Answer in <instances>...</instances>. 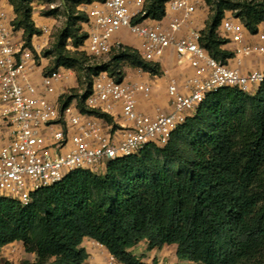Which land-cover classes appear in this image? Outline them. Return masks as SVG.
I'll return each mask as SVG.
<instances>
[{"label": "trees", "instance_id": "1", "mask_svg": "<svg viewBox=\"0 0 264 264\" xmlns=\"http://www.w3.org/2000/svg\"><path fill=\"white\" fill-rule=\"evenodd\" d=\"M92 1L71 0L63 27L42 56L51 59L45 72L60 67L82 72L77 86L62 96L63 103L77 98L81 111L111 121L85 105L97 75L107 71L121 81L129 68L158 76L163 70L126 44L106 54L107 62L88 65L85 56L94 57L82 50L88 15L79 5ZM168 1L145 0V13L135 21L162 19ZM204 1L209 14L200 42L212 57L228 64L234 52L225 48L228 40L219 33L223 19L231 12L257 33L264 23V3ZM9 4L14 29L23 31L24 46L37 60L33 38L42 30L34 20L33 1ZM57 14V8L44 12L47 17ZM87 237L122 264H159L132 250L145 240L148 250L176 245L180 260L197 264H264V82L253 94L234 87L208 93L163 146L148 144L110 161L103 172L73 170L34 192L28 205L0 198V264H13L3 251L15 241L35 255L21 264H84Z\"/></svg>", "mask_w": 264, "mask_h": 264}, {"label": "built area", "instance_id": "2", "mask_svg": "<svg viewBox=\"0 0 264 264\" xmlns=\"http://www.w3.org/2000/svg\"><path fill=\"white\" fill-rule=\"evenodd\" d=\"M204 3L169 0L162 19L147 17L142 21L135 19L144 15L145 0L81 4L79 9L88 15V37L82 50L89 55L104 56L127 44L124 39L131 35L137 44L127 45L146 60L160 63L173 48L177 65L194 70L182 88L178 79L169 80L171 109H157L154 115L137 107L140 96L151 95L152 83L126 77L118 81L107 71L101 72L85 105L110 116L108 121L81 111L75 98L63 103L62 96L77 85L73 69L43 71L41 82L34 80L35 54L22 39H16L19 31L14 29L13 9L9 2L0 0V103L2 116L11 127L8 139L0 141V198L11 197L28 205L34 192L62 181L73 170L103 172L110 161L134 154L148 144L165 145L206 95L221 87L255 93L264 82V69L243 72L240 66L246 59L264 57V29L252 33L229 12L219 33L233 45L234 57L223 64L202 46V29L193 26L197 11L207 7ZM42 33L51 35V28L43 27ZM58 84H62L60 89ZM52 94L57 98L51 99ZM16 250L17 246L11 248V252ZM106 264L122 263L110 254Z\"/></svg>", "mask_w": 264, "mask_h": 264}, {"label": "crops", "instance_id": "3", "mask_svg": "<svg viewBox=\"0 0 264 264\" xmlns=\"http://www.w3.org/2000/svg\"><path fill=\"white\" fill-rule=\"evenodd\" d=\"M205 4V3H204ZM209 10L205 6L204 8H200L197 11V14L195 16V19L193 21V26L203 29L205 27L206 20L208 18ZM34 20L36 25L42 30L43 27H49L53 28V23L55 22L54 17H47L42 15H37L34 13ZM260 29H264V23H262L259 26ZM52 30L51 29V35H47L46 33H41L40 35H36L33 38V47L34 51L37 53L39 58L36 60V65L34 67V80L37 83L41 82V74L45 69L51 64V59L48 57L42 56L43 50L49 48L54 40V37L52 36ZM53 37V40H52ZM17 40H23V31H19L17 33ZM125 43L130 45H136L137 40L131 36L126 35L124 39ZM48 42V43H47ZM47 43V44H46ZM126 44V45H127ZM225 48L232 50L234 47L232 44L228 43L225 45ZM163 74L161 76L153 75L150 72L143 71L140 69H132L129 68L126 71L125 77L130 80H139L144 81L148 83H152L153 85V91L149 97L140 96L138 99V109L140 111H143L145 113H148L150 115H154L157 111V109L169 111L171 109L170 106V97L168 95L167 86L169 83V80L171 78H176L179 81L180 88H182V85L186 78L194 73V70L189 66H179L177 65L176 61V53L173 48L168 49L166 52L165 57L160 62ZM231 65H234L233 62L230 63ZM241 71L246 72L249 70H255V69H264V57H252L249 59L244 60L243 64L240 66ZM62 84H58L57 87L60 89ZM77 86V85H76ZM75 86V87H76ZM51 99H56L57 95L52 94L49 95ZM78 103V99L75 98ZM2 103H0V141H6L10 135L11 127L7 120L2 116ZM144 246L145 250L147 249V241L145 240V243L140 242L139 245ZM17 246L18 250L11 252V248ZM83 246L87 249V252L89 254V257L86 261H89L91 264H106V261L111 254L108 249L105 246H101L97 244V241L91 238H85L83 241ZM174 250V257L169 258L170 261L166 260V254L167 250L171 249ZM20 250V251H19ZM24 251L25 258H28L30 260L35 259L34 254L27 253L24 249V244L21 241H15L9 245H7L4 248L3 256L6 259H11L12 256H15L16 253H19L21 251ZM151 254H153V257L146 258L145 261L152 262L155 258L159 260V264H180V262H183L184 260H180L177 257L176 254V245H166L162 249H153L148 250ZM136 254V253H135ZM160 254V255H158ZM145 259V258H144Z\"/></svg>", "mask_w": 264, "mask_h": 264}, {"label": "rangeland", "instance_id": "4", "mask_svg": "<svg viewBox=\"0 0 264 264\" xmlns=\"http://www.w3.org/2000/svg\"><path fill=\"white\" fill-rule=\"evenodd\" d=\"M7 2H11V0H6ZM33 1V12L37 15H44V12L49 10L51 8V5L54 4L55 8H57L58 10V14L54 17L55 22L53 23V29L52 30V36L54 37L56 34V32L63 27L64 22L66 20V13H67V5L71 4V0H32ZM82 4V3H81ZM81 4L79 5V7L81 6ZM52 37V40H53ZM54 41V40H53ZM73 51V50H72ZM110 55H104L101 57H88L87 55L85 56V58H88L87 62L88 65H96V64H100V63H104L107 62L109 60ZM128 67V66H127ZM76 77L78 78V81L80 80V76L82 74L81 71L79 70H74ZM80 83V82H79ZM80 87H82L81 83H80ZM83 89V87H82ZM82 92V91H81ZM142 243H145V241H142ZM132 250L139 256H143V258H145L144 260H146V258H151L153 257V254H151L148 250L144 249L143 244L141 245H136L135 247L132 248ZM20 251V250H19ZM160 255V254H158ZM25 253L22 250L19 253H16L15 256H12V258L9 260L11 261L13 264H21L23 260L28 259L25 258ZM174 257V250L172 248L167 250V254H166V260L165 261H170L169 258ZM180 264H197L195 262H191L188 260H184L183 262H180Z\"/></svg>", "mask_w": 264, "mask_h": 264}]
</instances>
